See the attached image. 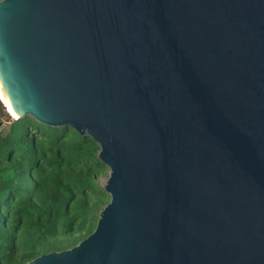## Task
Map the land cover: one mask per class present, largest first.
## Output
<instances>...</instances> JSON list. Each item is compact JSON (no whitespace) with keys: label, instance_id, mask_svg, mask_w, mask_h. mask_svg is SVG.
Instances as JSON below:
<instances>
[{"label":"water","instance_id":"1","mask_svg":"<svg viewBox=\"0 0 264 264\" xmlns=\"http://www.w3.org/2000/svg\"><path fill=\"white\" fill-rule=\"evenodd\" d=\"M0 87L109 170L93 232L27 264H264V0H0Z\"/></svg>","mask_w":264,"mask_h":264},{"label":"trees","instance_id":"2","mask_svg":"<svg viewBox=\"0 0 264 264\" xmlns=\"http://www.w3.org/2000/svg\"><path fill=\"white\" fill-rule=\"evenodd\" d=\"M2 122V121H1ZM99 145L78 132L12 119L0 125V264L76 246L110 197Z\"/></svg>","mask_w":264,"mask_h":264},{"label":"rangeland","instance_id":"3","mask_svg":"<svg viewBox=\"0 0 264 264\" xmlns=\"http://www.w3.org/2000/svg\"><path fill=\"white\" fill-rule=\"evenodd\" d=\"M14 119L9 113L7 108L4 106L2 98L0 96V120L3 122V124H7L8 121ZM109 174V170L105 173V175H103L100 179L99 182L102 185V187L104 186L107 177ZM100 214V213H99Z\"/></svg>","mask_w":264,"mask_h":264},{"label":"bare ground","instance_id":"4","mask_svg":"<svg viewBox=\"0 0 264 264\" xmlns=\"http://www.w3.org/2000/svg\"><path fill=\"white\" fill-rule=\"evenodd\" d=\"M0 96L2 98V101H3V104L4 106L7 108L8 110V113L13 117V118H17V116L15 115V113L13 112V110L11 109V106L7 100V98L5 97L3 91L1 90V87H0Z\"/></svg>","mask_w":264,"mask_h":264}]
</instances>
